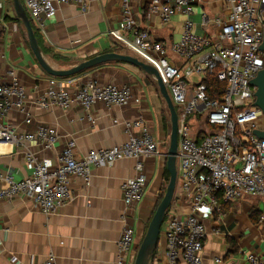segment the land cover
<instances>
[{"label": "built area", "instance_id": "2783aa9c", "mask_svg": "<svg viewBox=\"0 0 264 264\" xmlns=\"http://www.w3.org/2000/svg\"><path fill=\"white\" fill-rule=\"evenodd\" d=\"M87 0H21L32 27L42 30L44 21L53 17L57 5L75 4L85 8ZM143 4L146 20L158 18L162 26L174 16L182 17L179 39L165 44L153 39L137 24L132 6ZM198 0H120L121 20L108 35L113 46L130 47L138 59L151 66L165 86L177 114V179L183 200L188 204L185 215L166 213L161 226L165 239V264H202L206 239L201 212H218L220 203L241 198L264 199V140L253 135L264 130V115L253 107L255 88L250 86L263 69L264 54L259 50L264 26V0H223L227 13L211 20L202 16V23L213 27V36L193 32V7ZM1 21V18H0ZM131 53V52H130ZM173 56L179 66L170 62ZM223 83L222 90L211 97L206 81L209 77ZM76 80L51 79L46 93L37 101L42 109L55 106L67 109L79 105L85 118L99 102L105 108L122 107L132 98L127 87L99 85L93 80L74 85ZM24 88L12 78L0 85V145L35 142L44 151L51 150L58 140L54 128L38 126L33 132L18 133L3 118L11 110L25 113ZM31 116L25 113V123ZM128 139L117 146L88 152L82 158L75 154L73 140L66 141L51 168L47 161L25 153L27 175L14 181L0 174V201L25 198L43 214L51 215L73 200L70 177H78L85 187L91 180V168L112 167L122 159L135 161L136 177L124 182L120 189L123 204L130 209L144 195L146 178L142 159L162 156L160 143L154 140L142 118L123 123ZM135 133L132 135L131 132ZM132 230L123 231L117 243V258L129 257ZM134 258L130 256V260ZM215 263H220L215 259ZM247 264H264L260 257L249 254ZM45 264H54L53 258Z\"/></svg>", "mask_w": 264, "mask_h": 264}, {"label": "crops", "instance_id": "0c3cea01", "mask_svg": "<svg viewBox=\"0 0 264 264\" xmlns=\"http://www.w3.org/2000/svg\"><path fill=\"white\" fill-rule=\"evenodd\" d=\"M132 12L139 27L147 30L153 39L165 44L179 39L181 16H174L169 25L162 26L158 18L146 20L141 2L133 4ZM226 13L223 0H198L193 7V32L213 36V27L209 22L203 25L202 16L211 20L214 16L224 17ZM121 17L120 0H87L85 8L75 4L57 5L53 17L44 21L43 29H33L38 32L39 43L46 50L43 55L47 62L53 68L67 69L105 53L132 54L113 46L108 35ZM0 18V85L16 79L25 91L24 111L31 116L30 123L26 124L25 113L13 109L2 122L18 133L33 132L40 125L48 126L54 128L59 137L49 151H44L35 142L0 145L1 175H9L14 181L22 180L28 174L26 151L54 168L57 156L68 140L74 141L78 158L93 150L122 144L128 139L123 123L138 118L143 119L163 153L159 157L142 159L146 178L144 195L130 209L123 204L120 187L136 177L135 161L131 159L119 160L109 168H91L87 187L80 178L70 177L73 200L51 215L43 214L22 197L0 201V264H45L49 258H53L54 264H133L134 259L130 260V256L135 257L168 182L164 176L167 172L169 113L155 80L132 65L105 63L69 77L76 80L69 88L72 90L74 85L88 80L99 85L124 86L138 103L108 109L97 102L88 111L92 124L77 104L65 110L55 106L42 109L37 101L48 90L49 81L56 78L43 72L35 61L11 0H0ZM170 62L180 65L173 56ZM2 186L0 182V188ZM219 203L218 212L203 211L200 214L207 234L202 264H247L249 254L264 261V199L247 197ZM188 212V204L176 183L167 213L183 216ZM127 228L132 230L130 255L119 261L117 243ZM164 253L165 239L161 232L149 264H165ZM215 259L220 263H215Z\"/></svg>", "mask_w": 264, "mask_h": 264}, {"label": "water", "instance_id": "95a60500", "mask_svg": "<svg viewBox=\"0 0 264 264\" xmlns=\"http://www.w3.org/2000/svg\"><path fill=\"white\" fill-rule=\"evenodd\" d=\"M11 5L16 19L24 28L26 40L31 53L34 56L35 61L43 70V72H45L48 76L56 79H66L79 75L99 65L110 62H117L132 65L155 80L159 94L164 100L169 113V141L166 152V171L168 173V182L165 187L164 194L162 195L155 209V212L147 226L146 233L139 247L137 248L133 261V264H149L157 248L159 236L161 233V226L166 216V213L171 205L177 179V114L172 104V101L168 96L165 86L161 83L156 71L151 66L144 63L133 54H121L117 52L105 53L95 56L84 62H80L67 69L53 68L47 62L46 58L44 57L41 51V48L35 37L32 25L23 8L21 0H11ZM259 50L264 54V26L262 32V43L260 45ZM249 84L251 87L255 88V92L253 94L255 100L252 105L253 107L258 108L264 115V64L263 69L258 72L256 77L251 80ZM253 135L258 139L264 140V130H255L253 131Z\"/></svg>", "mask_w": 264, "mask_h": 264}, {"label": "trees", "instance_id": "16d2710c", "mask_svg": "<svg viewBox=\"0 0 264 264\" xmlns=\"http://www.w3.org/2000/svg\"><path fill=\"white\" fill-rule=\"evenodd\" d=\"M33 31H34V29H33ZM34 34H35V37H36V39L38 41V44H39V46L41 48L42 53L46 54V50H44L43 47H41V45L39 43L38 32L37 31H34ZM206 85L208 86V88L210 90L209 94H210L211 97H214L215 92L218 91V90H222L223 87H224V84L223 83L217 82L214 79V77H212V76L208 78V80L206 81ZM164 177H165V181H167L168 180V173L167 172H165V176ZM161 197L162 196H160V199H161Z\"/></svg>", "mask_w": 264, "mask_h": 264}, {"label": "bare ground", "instance_id": "6f19581e", "mask_svg": "<svg viewBox=\"0 0 264 264\" xmlns=\"http://www.w3.org/2000/svg\"><path fill=\"white\" fill-rule=\"evenodd\" d=\"M127 49H128L129 52H131L132 54H135L136 56H138L137 53H136L135 51H133L130 47H128ZM138 57H139V56H138Z\"/></svg>", "mask_w": 264, "mask_h": 264}]
</instances>
